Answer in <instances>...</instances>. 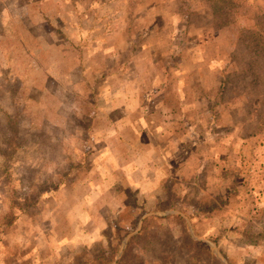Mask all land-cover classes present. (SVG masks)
<instances>
[{
    "label": "rangeland",
    "instance_id": "rangeland-1",
    "mask_svg": "<svg viewBox=\"0 0 264 264\" xmlns=\"http://www.w3.org/2000/svg\"><path fill=\"white\" fill-rule=\"evenodd\" d=\"M258 17L264 0H0V264H116L130 238L146 264H264Z\"/></svg>",
    "mask_w": 264,
    "mask_h": 264
},
{
    "label": "trees",
    "instance_id": "trees-1",
    "mask_svg": "<svg viewBox=\"0 0 264 264\" xmlns=\"http://www.w3.org/2000/svg\"><path fill=\"white\" fill-rule=\"evenodd\" d=\"M256 20H257V17H256ZM258 20L262 22L261 23L256 22V25L258 26V28L256 29L254 28L253 35H252L254 39L252 43L255 44V48L253 50L256 52H259V49H261L262 44H264V18L258 17ZM252 62H250L251 64L249 65V68L252 70V72H254V75H257L258 74L257 66L253 65ZM14 221H15L14 215L11 213H8L5 217V224L10 226L13 224ZM140 239L142 240L140 249L142 251H148L149 249L148 247H151L152 243L157 240V236L148 231H145L144 235H140ZM140 239L138 240V242L140 241ZM192 241L194 242V244L196 243V244L205 245L201 239H196L192 237ZM209 251H210V248H209ZM145 253L146 252H139V250L136 252L135 249H133V242H132V239L130 238V241H128V245L124 248L121 257L120 259H118L116 264H146L145 263V258H146ZM215 259L218 260L217 257H215ZM113 261H114V256L113 258L109 259L107 264H110ZM200 262H201L200 257H197V256L196 257L194 256L190 259V264H199Z\"/></svg>",
    "mask_w": 264,
    "mask_h": 264
},
{
    "label": "crops",
    "instance_id": "crops-1",
    "mask_svg": "<svg viewBox=\"0 0 264 264\" xmlns=\"http://www.w3.org/2000/svg\"><path fill=\"white\" fill-rule=\"evenodd\" d=\"M129 95H131V94L126 93V94H124V98H123V94H122L121 97H120V100H119L120 102H122L121 103L122 106H126L124 111H127V110L130 109V106H128V97H129ZM102 98L106 99V102L108 104L110 103L108 109H111V111H112V109H114L113 108L114 106H113V103H111V102H113V100L116 99V98H113V94L112 93H107L104 96H102ZM140 133H141V131L136 129V127L134 125H131V124L123 125V127H120V128H118L116 130V134H118V137H117L118 139H116V140L120 141L122 143L121 145H127L128 143H127L126 139L129 138L128 137L129 135L136 134V138H137L138 134H140ZM130 137L134 138V136H132V135ZM88 186L90 187L89 184H88Z\"/></svg>",
    "mask_w": 264,
    "mask_h": 264
},
{
    "label": "water",
    "instance_id": "water-1",
    "mask_svg": "<svg viewBox=\"0 0 264 264\" xmlns=\"http://www.w3.org/2000/svg\"><path fill=\"white\" fill-rule=\"evenodd\" d=\"M133 234H134V232L130 233V234L126 237V241H127L128 237H130V236L133 235ZM126 241H125V243H126Z\"/></svg>",
    "mask_w": 264,
    "mask_h": 264
}]
</instances>
